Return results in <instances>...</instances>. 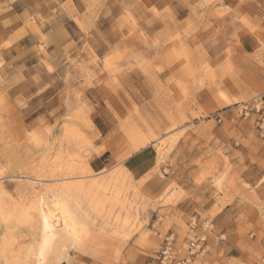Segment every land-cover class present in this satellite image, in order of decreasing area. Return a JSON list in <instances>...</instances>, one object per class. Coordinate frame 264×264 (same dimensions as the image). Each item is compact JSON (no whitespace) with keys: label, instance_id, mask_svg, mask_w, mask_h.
Returning a JSON list of instances; mask_svg holds the SVG:
<instances>
[{"label":"rangeland","instance_id":"374dc122","mask_svg":"<svg viewBox=\"0 0 264 264\" xmlns=\"http://www.w3.org/2000/svg\"><path fill=\"white\" fill-rule=\"evenodd\" d=\"M184 2L180 20L144 0L83 3L35 99L48 112L0 97V264H38L54 197L86 227L72 244L57 225L39 264H160L194 217L217 232L226 208L264 200V0ZM146 147L155 167L132 177L123 160Z\"/></svg>","mask_w":264,"mask_h":264},{"label":"crops","instance_id":"0c3cea01","mask_svg":"<svg viewBox=\"0 0 264 264\" xmlns=\"http://www.w3.org/2000/svg\"><path fill=\"white\" fill-rule=\"evenodd\" d=\"M87 1L100 0H0V97L10 99L16 112L27 114L33 106L43 107L38 115L48 112L50 99H35L49 87L53 70L72 48L66 18L76 24L74 17L83 16ZM144 1L156 7L166 4L174 20L189 11L184 0ZM152 153L147 147L140 149L123 160L124 167L132 177L141 178L155 167ZM215 226L219 230L210 232L207 253L190 264H254L259 256L264 262V200L236 202ZM180 245V250L186 249V242Z\"/></svg>","mask_w":264,"mask_h":264},{"label":"bare ground","instance_id":"6f19581e","mask_svg":"<svg viewBox=\"0 0 264 264\" xmlns=\"http://www.w3.org/2000/svg\"><path fill=\"white\" fill-rule=\"evenodd\" d=\"M52 200L50 207L41 204L39 209L41 234L35 252V258L36 261H38V264L49 248L52 247L51 245L55 235L54 228L57 225L64 231L65 234L62 233L66 235V239L70 240L72 244L77 241L79 232L86 227L84 223L78 220L75 212L69 205L70 203L68 204L66 200L58 197H54Z\"/></svg>","mask_w":264,"mask_h":264},{"label":"built area","instance_id":"2783aa9c","mask_svg":"<svg viewBox=\"0 0 264 264\" xmlns=\"http://www.w3.org/2000/svg\"><path fill=\"white\" fill-rule=\"evenodd\" d=\"M187 227L186 249L183 255L179 256L180 249L176 247V236L171 232L164 237L163 245L158 252L160 264H190L194 257L207 253V232L211 231L208 223L197 222L194 217L188 222Z\"/></svg>","mask_w":264,"mask_h":264}]
</instances>
